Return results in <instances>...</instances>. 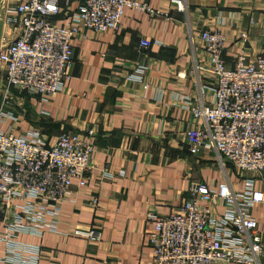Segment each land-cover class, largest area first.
Masks as SVG:
<instances>
[{
    "label": "crops",
    "instance_id": "1",
    "mask_svg": "<svg viewBox=\"0 0 264 264\" xmlns=\"http://www.w3.org/2000/svg\"><path fill=\"white\" fill-rule=\"evenodd\" d=\"M83 0H61L54 22L61 26ZM160 15L151 17L126 8L117 31L83 32L72 42L73 60L62 90L46 103L25 92L10 90L14 133L38 128L49 144L62 131L94 132L95 151L86 185L74 182L61 208L59 231L95 225L100 240L92 245L81 238L45 233L20 239L42 248L38 264H152L149 214L165 217L197 183L240 179L229 164L223 169L214 151L188 154L185 132L204 128L181 107L188 97L209 107L214 80L200 36L219 28L226 37L223 59L232 68L239 51L249 59L262 48L258 24L264 19V0H186L185 12L171 0H135ZM16 0H0V6ZM250 21L255 27L249 26ZM248 31L242 43L239 34ZM17 35L14 26L0 21V46ZM151 46L141 50L139 42ZM139 64L147 68L144 85L128 80ZM198 67V68H197ZM197 68V69H196ZM5 87L0 65V94ZM123 172V174H120ZM238 177H235L231 173ZM112 174L108 177L106 174ZM264 197V179L257 180ZM93 198L97 205H92ZM254 215L264 238L262 208ZM2 247L0 245V252Z\"/></svg>",
    "mask_w": 264,
    "mask_h": 264
},
{
    "label": "built area",
    "instance_id": "2",
    "mask_svg": "<svg viewBox=\"0 0 264 264\" xmlns=\"http://www.w3.org/2000/svg\"><path fill=\"white\" fill-rule=\"evenodd\" d=\"M171 3L179 12L187 9L186 0ZM60 4L61 0H16L0 6L1 23L17 29L13 40L0 46L5 82L0 94V264L39 263L41 246L22 241V236L42 238L51 233L92 245L100 240L95 225L59 231L61 208L73 183L78 190L87 183L95 151L93 130L83 135L62 131L51 144L38 128L14 133L10 124L16 119L6 110L10 90L49 102L69 78L71 42L76 37L86 31H117L126 8L160 15L135 0H83L68 22L59 26L54 20ZM221 25L223 20L219 28L200 36L207 72L214 80L210 106L181 99V107L205 126L184 136L189 154L214 151L223 169L230 164L239 186L233 188L228 179L197 183L187 189V197L175 211L165 217L149 214L154 230L152 264H264V238L254 215L259 206L264 218V197L256 183L264 179V19L258 24L261 51L252 59L239 51L232 68L223 59L226 37ZM255 25L250 21L251 28ZM247 39L248 31L239 34L240 42ZM150 46L149 40L139 42L141 50ZM146 70L139 64L128 80L147 89ZM92 205H97L96 198Z\"/></svg>",
    "mask_w": 264,
    "mask_h": 264
},
{
    "label": "rangeland",
    "instance_id": "3",
    "mask_svg": "<svg viewBox=\"0 0 264 264\" xmlns=\"http://www.w3.org/2000/svg\"><path fill=\"white\" fill-rule=\"evenodd\" d=\"M232 174H233L235 177H237V176L234 174V172H232L231 175H232ZM236 174H237V173H236ZM237 175H238V174H237ZM238 177H239V176H238ZM238 177H237V178H238Z\"/></svg>",
    "mask_w": 264,
    "mask_h": 264
},
{
    "label": "trees",
    "instance_id": "4",
    "mask_svg": "<svg viewBox=\"0 0 264 264\" xmlns=\"http://www.w3.org/2000/svg\"><path fill=\"white\" fill-rule=\"evenodd\" d=\"M187 149V148H186ZM188 152V151H187ZM189 154V153H188ZM230 165V164H229Z\"/></svg>",
    "mask_w": 264,
    "mask_h": 264
}]
</instances>
